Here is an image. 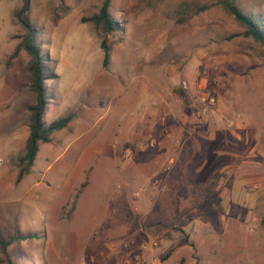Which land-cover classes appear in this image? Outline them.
Returning a JSON list of instances; mask_svg holds the SVG:
<instances>
[{
  "label": "rangeland",
  "instance_id": "obj_1",
  "mask_svg": "<svg viewBox=\"0 0 264 264\" xmlns=\"http://www.w3.org/2000/svg\"><path fill=\"white\" fill-rule=\"evenodd\" d=\"M220 1L110 0L120 30L104 35L89 21L104 0H0V168H17L34 102L28 57H12L23 33L14 12L26 5L47 76L43 120L72 116L32 166L29 180L46 171L49 185L33 192L38 209L24 208L21 232L36 237L7 247L14 264H264V49ZM236 5L264 24V0ZM179 101L197 124L185 143ZM12 134L22 141L10 149ZM98 164L128 199L129 219L123 228L112 221L107 235L82 234L104 207ZM82 166L86 180L57 218L64 172L78 181ZM1 215L0 239L19 235L14 213Z\"/></svg>",
  "mask_w": 264,
  "mask_h": 264
},
{
  "label": "trees",
  "instance_id": "obj_2",
  "mask_svg": "<svg viewBox=\"0 0 264 264\" xmlns=\"http://www.w3.org/2000/svg\"><path fill=\"white\" fill-rule=\"evenodd\" d=\"M109 1L104 0L101 8L89 18L93 27L104 35L120 30V24L109 13ZM219 5L243 28L241 33L243 37L253 39L264 49V24L244 14L236 5V0H221ZM27 10L28 6L26 5L23 10L14 12V17L21 26L23 33L18 37L19 41L13 51L12 57L17 56L21 52L25 53L28 57L27 82L30 91L34 95V102L27 108L29 112L28 137L23 153L16 158L18 169L17 181H20L29 172L38 152L39 145L50 142L52 133L66 128L72 120L71 115L49 124H46L43 120L48 104V95L45 87L47 76L45 74L44 57L41 54L39 31L25 19L23 14ZM101 49L103 50V67L107 68L110 60V48L105 40L101 42ZM35 237L36 235L26 234L17 235L7 241L0 239V249L5 255L6 264H14L7 253V247L10 244L14 241Z\"/></svg>",
  "mask_w": 264,
  "mask_h": 264
},
{
  "label": "crops",
  "instance_id": "obj_3",
  "mask_svg": "<svg viewBox=\"0 0 264 264\" xmlns=\"http://www.w3.org/2000/svg\"><path fill=\"white\" fill-rule=\"evenodd\" d=\"M186 108L190 109L189 103L183 101L178 102L177 110H178L179 123L177 122V124L181 129L180 138L183 141L182 143L188 141V139L191 136L193 137V135L195 134L194 131L196 130L195 125H197L195 123V120L193 119V111L189 115L187 112L185 113ZM147 113L151 115L152 112L149 111ZM189 125H191L190 130H189ZM16 135L17 134H12L10 138V142H11L10 146H7V148L12 149V145H14V142H16L17 140L19 142L22 141L20 135L18 136ZM128 139H134V138L131 137ZM208 139L211 141L213 140L212 138H208ZM26 140L24 141V146ZM50 142H51V138H50ZM94 143L95 142L93 140V145ZM194 143L196 146L195 147L196 151L193 150L192 153H197L200 150L199 140L194 139ZM42 144L39 145L38 152L36 154L33 164L36 162L37 156L41 152L43 146ZM96 155H97V150H93L90 153L83 151L80 156V161L82 160L86 161L90 159V157ZM32 166L29 172L25 176H23V178L20 181H17L18 169L16 167L8 166V167L0 168V193H2L3 195V199L0 200V210L6 215V216L1 215L2 217L1 220H7V218H9L7 215H11V213H14L15 215L14 217L15 220H13V222H15L14 227L18 228L19 235L22 234L21 230L23 231L24 229L23 220L21 221V219L24 218V211H25L24 208H26V206L30 204L36 205V209L39 208L38 205L40 199L38 198V196H36L37 192L33 193L34 190L41 185L44 187H46V184L49 185L48 182L45 181L47 175L46 171L42 175H40L38 179L32 181L29 180V176L32 172ZM97 167L98 168H96L95 179L98 184L97 186L100 189L99 196L103 198L101 199V201L103 202L102 204H104L103 205L104 207L99 208V210L97 209L98 210L97 212L91 213V216L87 218V224H86L87 226L86 228H84V231H82V234L90 235L91 233L93 234L94 232L98 233V231H101V229H103L102 233L107 235L108 230L111 229L112 221L116 222L117 228L118 227L123 228L124 226L126 227L127 224L126 222L129 219L130 212L124 209V205L128 202V199L125 198L123 194L115 192L114 190L111 189L110 175H108L107 172L104 171L103 165L98 164ZM81 171L82 173L80 172V178L78 181H76L75 179L72 181L71 179L73 175H71V173L69 174L64 172L65 181L63 183L62 193H59L61 197L55 198L52 202L53 204L58 203V207H56L53 210L54 211L53 215L55 214L57 218L59 217V213L61 211V207L63 206V204L69 203L71 201L72 195L74 194L73 192H75V190L77 191V189H79V187H81V185H83V183L85 182L86 179L84 175L86 170H84V166H82ZM36 190L38 191L40 189H36ZM39 214H41V212ZM18 219H20V222L18 221ZM109 219L111 221L110 223H108ZM103 225L107 226L106 231H104ZM22 235H26V234H22Z\"/></svg>",
  "mask_w": 264,
  "mask_h": 264
},
{
  "label": "built area",
  "instance_id": "obj_4",
  "mask_svg": "<svg viewBox=\"0 0 264 264\" xmlns=\"http://www.w3.org/2000/svg\"><path fill=\"white\" fill-rule=\"evenodd\" d=\"M173 160H174V159L171 157V158L169 159V163H170V164H172V163H173ZM155 183H156V182H155ZM150 245H152V246H153V245H155V243H153V242H152V243H150ZM146 246H147V245H142V248H144V249H145V248H146Z\"/></svg>",
  "mask_w": 264,
  "mask_h": 264
}]
</instances>
